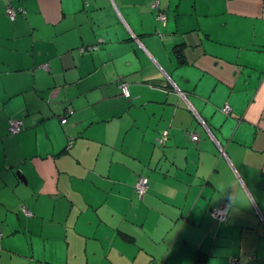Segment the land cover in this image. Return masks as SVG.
I'll return each instance as SVG.
<instances>
[{"label": "crops", "instance_id": "0c3cea01", "mask_svg": "<svg viewBox=\"0 0 264 264\" xmlns=\"http://www.w3.org/2000/svg\"><path fill=\"white\" fill-rule=\"evenodd\" d=\"M198 251L264 264V0H0V264Z\"/></svg>", "mask_w": 264, "mask_h": 264}, {"label": "built area", "instance_id": "2783aa9c", "mask_svg": "<svg viewBox=\"0 0 264 264\" xmlns=\"http://www.w3.org/2000/svg\"><path fill=\"white\" fill-rule=\"evenodd\" d=\"M152 7H156V1H154L151 5ZM6 12L11 16V18L14 17L15 12H17V10L15 8H13L12 6H8L6 9ZM166 17V14L163 10L158 9L156 12V18L161 21L164 22ZM120 88H121V92L122 94H124L125 96H128V88H127V84L125 82H122L120 84ZM66 121V117H62L61 118V122H65ZM23 128L22 122L19 119L16 118H11L8 120V131L9 133H17L19 132L21 129ZM167 131L164 130L162 131V133L160 134L159 140L160 142H163L166 138H167ZM191 138L192 139H196L197 135L195 133L191 134ZM146 177L145 176H138V178L136 179V181L134 182V188H135V193H137L138 195H141L145 189H146ZM225 204V203H224ZM224 204L218 205L213 209V215L216 219L218 220H225L227 219V216L225 217L224 215L220 214L219 212H217V209L222 208L224 206ZM23 212L26 215H31L32 211L30 209H25L23 208Z\"/></svg>", "mask_w": 264, "mask_h": 264}, {"label": "clouds", "instance_id": "9594fccd", "mask_svg": "<svg viewBox=\"0 0 264 264\" xmlns=\"http://www.w3.org/2000/svg\"><path fill=\"white\" fill-rule=\"evenodd\" d=\"M224 199H225L226 203L224 204V206L222 208L217 209V212L224 215L225 217L227 215H229L232 211L238 210L240 208L237 205L236 200H235L232 192H228L224 196ZM244 199H246L248 201L249 206H246V207H250L253 204L255 198L252 196L250 191L245 190Z\"/></svg>", "mask_w": 264, "mask_h": 264}, {"label": "trees", "instance_id": "16d2710c", "mask_svg": "<svg viewBox=\"0 0 264 264\" xmlns=\"http://www.w3.org/2000/svg\"><path fill=\"white\" fill-rule=\"evenodd\" d=\"M8 6H12V5H6L5 6V11H6V9H7V7ZM13 8H15L16 10H17V12H15V15H14V17L13 18H11V16L7 13V12H5V14H6V16L9 18V19H14L15 18V16L16 15H18L19 13H21V8L20 7H15V6H12ZM97 43H99L98 41H97ZM94 44V45H91V47L90 46H88V48H85L86 50H88V51H92V50H94V49H96L97 47H98V44ZM90 47V48H89ZM83 47H78L77 48V50L78 51H80V52H82V50L84 49H82ZM84 49V50H85ZM83 50V51H84ZM175 53H177V55H178V57H180V55H181V49L179 48V47H177V48H175ZM122 82H120L119 83V86H120V84H121ZM167 87H170L169 85H166ZM120 91H121V88H120ZM122 93V92H121ZM128 93H129V90H128ZM124 95V94H123ZM125 96V95H124ZM128 96H129V94H128ZM128 96H125V97H128ZM162 133V132H161ZM138 176H144V175H142V174H138L137 175V177L135 178V181H136V179L138 178ZM147 179V178H146ZM134 181V182H135ZM146 185H147V181H146ZM146 188H147V186H146ZM146 190V189H145ZM224 203H226V201L225 200H223V201H221L220 203H219V205H221V204H224ZM218 206V205H217ZM196 264H203V258H202V254L198 251L197 252V257H196Z\"/></svg>", "mask_w": 264, "mask_h": 264}, {"label": "bare ground", "instance_id": "6f19581e", "mask_svg": "<svg viewBox=\"0 0 264 264\" xmlns=\"http://www.w3.org/2000/svg\"><path fill=\"white\" fill-rule=\"evenodd\" d=\"M64 117H66V116H64ZM67 119V118H66ZM19 120H21L20 118H19ZM21 122H22V125H23V121L21 120ZM61 123H64V122H61Z\"/></svg>", "mask_w": 264, "mask_h": 264}, {"label": "rangeland", "instance_id": "374dc122", "mask_svg": "<svg viewBox=\"0 0 264 264\" xmlns=\"http://www.w3.org/2000/svg\"><path fill=\"white\" fill-rule=\"evenodd\" d=\"M144 192H145V191H144ZM144 192H143V193H144ZM227 217H228V216H227ZM217 220H218V219H217ZM225 220H226V219H225ZM219 221H224V220H219Z\"/></svg>", "mask_w": 264, "mask_h": 264}]
</instances>
